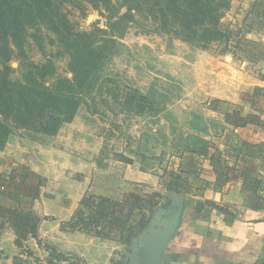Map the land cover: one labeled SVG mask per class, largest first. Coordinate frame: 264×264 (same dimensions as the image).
<instances>
[{
	"label": "trees",
	"instance_id": "trees-1",
	"mask_svg": "<svg viewBox=\"0 0 264 264\" xmlns=\"http://www.w3.org/2000/svg\"><path fill=\"white\" fill-rule=\"evenodd\" d=\"M82 1L106 17V29L93 26L89 31L74 32L69 27L60 6L63 2L76 4L78 0H0V151L15 130L54 137L63 125L73 121L80 107L85 106L90 114L96 115L98 105H104L109 97L118 101L121 90L106 74L107 65L118 55L123 31L137 17L149 19L155 31L211 54L219 49L227 51L232 43L234 47L248 45L245 53L248 58L264 59V45L248 41L244 35L248 28L263 26L264 0H254L248 7L242 0ZM121 9L125 11L121 13ZM40 26L54 36L51 44L57 48V55L68 58L70 78L58 77L46 85L55 76L50 61L44 64L25 62L21 78H11L12 56L16 51L23 55L26 31ZM130 90L123 95V112L155 107L154 94ZM252 95L256 99L264 96V89L255 88ZM212 103V109L225 104L220 100ZM191 115V128L195 133L188 135L181 148H177L178 167L166 168L162 175L167 178L164 182L167 192L179 195L189 192V176L199 177V159L209 161L217 176L216 187L221 186L227 179L223 177L230 172L223 161V151L207 139V121L201 115ZM225 120L233 125L247 124L238 122L235 116L225 115ZM117 160L132 164L124 154H118ZM44 185L45 180L26 165L16 164L7 175L0 170V232L10 229L15 236V246L27 258L33 256V252L25 248V242L31 237L47 252V264H85L38 238L41 218L32 206ZM162 197L158 192L138 188L119 198L86 192L71 218L61 225V230L123 243L127 233H135L147 223V213L159 205ZM205 205L222 210L213 202ZM15 264L26 263L18 258ZM110 264L121 262L112 260Z\"/></svg>",
	"mask_w": 264,
	"mask_h": 264
},
{
	"label": "crops",
	"instance_id": "crops-1",
	"mask_svg": "<svg viewBox=\"0 0 264 264\" xmlns=\"http://www.w3.org/2000/svg\"><path fill=\"white\" fill-rule=\"evenodd\" d=\"M262 25L248 28L245 38L264 45V20ZM228 49L232 56L224 57L225 63L219 56L212 57L204 52L206 62L200 65L201 70L198 71L203 76L205 73L212 74L206 75L210 80L205 87L208 92L205 93L207 98L204 114L205 119H210L206 120L210 134L208 140L223 151V161L230 172L223 177L227 179L221 186L216 187L217 176L209 161L199 160V177L189 176L190 190L187 194H180L185 200L179 226L164 249L161 264H264V96L256 99L252 95L255 88L264 89V70L261 75L245 70L247 64L253 68L259 64L264 67V59H250L243 55L248 52V45L234 47L231 43ZM197 85L201 84L198 82ZM213 100L224 101L225 104L212 109ZM225 115L230 118L235 116L238 122L247 124L233 125L225 120ZM72 122L63 125L56 136L49 137L50 140H30L28 148L22 146L20 136L11 135L5 148L0 151V170L7 175L16 164H23L45 180V185L40 188L39 197L32 206L33 211L41 218L38 229L40 240L59 248L62 253H71L79 259L81 257L85 264H110L117 247L112 246L106 251L98 247L102 245L101 241L98 242L100 239L81 233L84 244L92 243L97 246L94 247L97 249V257L89 259L85 253L74 252L68 243L79 232L61 230V225L71 218L78 202L91 186V177L87 178L86 174L91 176L96 171V163L89 154L87 134L82 133L81 125H74ZM214 123L221 129L217 130L219 134L211 133ZM4 161L10 165H4ZM179 163L180 160L176 157L174 162H169L167 169H176ZM123 169V180L128 185L126 188L117 181L116 188H111L110 185L106 192H92L119 198L137 188L146 190L143 185L151 187L150 191L160 193L163 199L151 213H147L148 223L153 213L170 205L168 198L175 193L167 192L164 184L167 178L162 177V174L157 178L135 170L131 164H124ZM62 179L89 183L85 190L71 198L60 190L59 182ZM206 202H213L222 210L207 206ZM49 204L55 207L59 205V215L55 216L48 211ZM159 218L164 217L160 215ZM147 223L144 225L145 229L148 228ZM14 240L15 236L10 229L0 232V264H15L18 258L28 259L15 246ZM102 242L105 245L123 244L108 240ZM27 246L32 249L34 256L46 259L47 252L38 246L35 239L30 237L25 242V248ZM127 247L128 245L125 246L121 259L128 252ZM34 251H39V254ZM131 261L132 258L128 264H132Z\"/></svg>",
	"mask_w": 264,
	"mask_h": 264
},
{
	"label": "rangeland",
	"instance_id": "rangeland-1",
	"mask_svg": "<svg viewBox=\"0 0 264 264\" xmlns=\"http://www.w3.org/2000/svg\"><path fill=\"white\" fill-rule=\"evenodd\" d=\"M252 2L253 0H242V4L247 7ZM124 11L125 9H121V13ZM60 12L74 32L89 31L93 29V26L106 29V17L82 0H78L76 4L63 2ZM52 37L54 38L43 26L29 28L26 31L23 55H18L19 53L16 51L9 63L12 69L11 78H21V69L25 62L44 64L48 61L54 67L55 76L48 80L46 85L51 84L58 77L70 78L68 58L57 55V48L51 44ZM119 42L121 45L118 55L108 62L106 71V74L116 82L118 89L121 90L119 100L114 101L109 97L104 105H98L96 108L98 114L96 115L90 114L87 108L82 106L72 122L74 125H81L82 133L86 132L89 139L87 141L89 154L96 163V171L91 176L86 174L87 178L91 177V186L87 192L94 190L97 194L108 191L109 189L106 190V188H109L110 185L111 188H116L117 181L118 184H122L123 188L128 186L123 180V165L125 163H119L118 154H124L130 158L131 165L135 170L159 178L158 175L164 174L169 162L179 156V153L176 154V152L181 148L184 139L195 133L191 128V114L204 115V119L206 118L204 113L206 112L207 94L205 93L208 90L205 87H207V81L210 80V77L207 78V76L212 74L207 75L203 71L205 75H199L198 70H201L200 65L204 61L206 62L204 52H209L155 31V25L144 17H137L134 22H131L123 31ZM209 54L212 57L219 56L223 63H225L224 57L232 56L228 48L227 51L219 49L216 54ZM221 68L225 69V67ZM245 70L261 75L264 67L259 64L253 68L247 64ZM198 82L201 84L200 86L197 85ZM130 89H138L143 94H154L155 107L152 110L123 112V95ZM217 130L221 129L217 123H214L211 133L219 134ZM14 132L13 135L22 138V146H26V148H28L27 144L31 142L30 140L37 142L44 141L45 138L50 140L49 137L39 136L25 130H15ZM79 154L81 156L80 151ZM4 165L10 164H6L4 161ZM88 183L87 181L81 183V181L73 179L69 181L62 179L59 182L60 190L70 195L71 198L85 190ZM143 187L146 188L145 192H151V187L147 185H143ZM48 211L55 216L59 215V205L55 207L49 204ZM143 226H140L135 233H127L122 245H105V242L98 239V242L102 243L98 247H102L106 251L110 250L109 248L112 246L117 247V253L113 254V258L119 260L122 258L125 246L131 244L132 238H137L142 232ZM81 238L84 237H81L79 232L72 236L68 243L74 252L85 253L89 259H92L97 255V249L94 248L97 246L92 243L86 245ZM27 248L30 250L29 246ZM34 252L39 254V251ZM64 254L78 258L71 253ZM38 256L33 254L25 260V263H47L45 258L41 259Z\"/></svg>",
	"mask_w": 264,
	"mask_h": 264
},
{
	"label": "water",
	"instance_id": "water-1",
	"mask_svg": "<svg viewBox=\"0 0 264 264\" xmlns=\"http://www.w3.org/2000/svg\"><path fill=\"white\" fill-rule=\"evenodd\" d=\"M168 199L170 205L153 213L147 223L148 228L132 239V244L127 247L128 252L120 260L121 264H128L131 258L132 264H161L164 249L178 229L185 200L179 194H172ZM159 214L164 218L160 219Z\"/></svg>",
	"mask_w": 264,
	"mask_h": 264
},
{
	"label": "flooded vegetation",
	"instance_id": "flooded-vegetation-1",
	"mask_svg": "<svg viewBox=\"0 0 264 264\" xmlns=\"http://www.w3.org/2000/svg\"><path fill=\"white\" fill-rule=\"evenodd\" d=\"M143 229H145L144 226H143L142 230H143Z\"/></svg>",
	"mask_w": 264,
	"mask_h": 264
}]
</instances>
